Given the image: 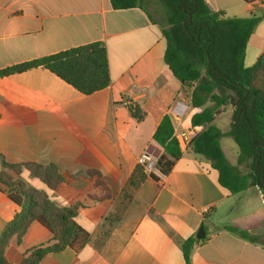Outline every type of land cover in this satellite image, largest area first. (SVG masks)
I'll return each instance as SVG.
<instances>
[{"label":"crops","instance_id":"crops-1","mask_svg":"<svg viewBox=\"0 0 264 264\" xmlns=\"http://www.w3.org/2000/svg\"><path fill=\"white\" fill-rule=\"evenodd\" d=\"M145 1L115 9L111 0H0V71L95 42H103L108 54L110 85L90 95L42 66L0 77V158L57 166L64 182L54 190L28 171L22 178L58 207L78 205L76 222L88 234L79 252H48L38 264H186L183 244L189 239L198 240L189 264H264L258 188L230 193L210 161L190 149L164 179L138 165L143 152L156 160L164 153L153 139L164 116L174 130L205 127L191 123L204 108L191 103L194 86L183 85L164 62V10L157 7V19ZM206 2L229 18L264 13V0ZM263 53L264 19L250 37L245 65L253 66ZM127 90L142 119L121 104ZM178 102L186 106L179 119L173 114ZM231 122L232 109L220 108L214 124L227 132ZM221 146L226 155L228 146ZM12 195L18 193L0 192V235L21 211ZM201 226L205 236L198 239ZM53 243L52 233L34 221L11 238L6 260L20 264Z\"/></svg>","mask_w":264,"mask_h":264},{"label":"trees","instance_id":"trees-1","mask_svg":"<svg viewBox=\"0 0 264 264\" xmlns=\"http://www.w3.org/2000/svg\"><path fill=\"white\" fill-rule=\"evenodd\" d=\"M254 3L260 0H244ZM115 9L141 6L143 0H111ZM165 13L167 27L164 62L183 85L194 86L191 103L204 107L195 114L193 126H205L191 141L194 154L207 158L218 171L220 186L232 194L249 188H258L264 198V53L253 66L245 65L250 37L264 19L225 17L224 12L213 11L206 0H159ZM45 67L60 79L85 95L103 90L110 85L109 61L106 45L95 42L0 71V77ZM195 84V85H194ZM211 102L212 106H207ZM222 107L232 109L230 129L223 132L215 124V115ZM137 119L140 112L132 110ZM174 127L166 115L161 120L153 139L164 153L157 160L163 174H168L175 161L182 156L181 148L173 137ZM223 137H232L239 152L236 165L226 157ZM0 192L15 190L10 196L21 207L13 221L0 235V264H10L5 250L14 235L21 236L34 221L46 227L54 243L37 248L26 255L20 264H38L48 252H60L71 247L79 252L88 240V234L76 222L78 205L58 207L48 193L29 185L23 178L28 171L31 178L39 179L48 189L54 190L64 182V176L55 165L12 164L0 158ZM240 237L259 242L257 236L246 231L229 228ZM198 240L189 239L183 244L186 264L190 263L192 248Z\"/></svg>","mask_w":264,"mask_h":264},{"label":"built area","instance_id":"built-area-1","mask_svg":"<svg viewBox=\"0 0 264 264\" xmlns=\"http://www.w3.org/2000/svg\"><path fill=\"white\" fill-rule=\"evenodd\" d=\"M121 104L124 107L129 108L130 110L135 109V104L130 98L128 90L124 92ZM186 110V106L178 102L173 108L174 116L179 119L183 116ZM197 128H190L187 130H174L173 137L177 140L181 151H186L189 148V145L192 139L198 134ZM138 165L141 166L144 170L158 176L160 179L165 178V174H163L157 166V160L154 156H152L148 152H143L138 158Z\"/></svg>","mask_w":264,"mask_h":264},{"label":"rangeland","instance_id":"rangeland-1","mask_svg":"<svg viewBox=\"0 0 264 264\" xmlns=\"http://www.w3.org/2000/svg\"><path fill=\"white\" fill-rule=\"evenodd\" d=\"M144 4L148 7L149 11L154 16H156L157 19H159V16L155 13V10L157 9V7H159V8L161 7L159 0H146ZM221 142H222L224 149L226 146H228V151L226 150L225 152H226V155H227L228 159L230 160V162L231 163H234V162L237 163V156H238L239 149H238L237 144L233 140V138L232 137H223L221 139Z\"/></svg>","mask_w":264,"mask_h":264},{"label":"water","instance_id":"water-1","mask_svg":"<svg viewBox=\"0 0 264 264\" xmlns=\"http://www.w3.org/2000/svg\"><path fill=\"white\" fill-rule=\"evenodd\" d=\"M204 236H205V233H204V226H201V228H200V230H199V232H198V234H197V238H198V239H203Z\"/></svg>","mask_w":264,"mask_h":264}]
</instances>
